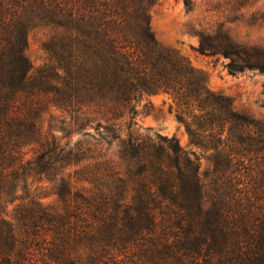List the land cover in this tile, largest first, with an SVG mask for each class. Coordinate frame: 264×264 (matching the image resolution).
<instances>
[{
    "label": "trees",
    "instance_id": "obj_1",
    "mask_svg": "<svg viewBox=\"0 0 264 264\" xmlns=\"http://www.w3.org/2000/svg\"><path fill=\"white\" fill-rule=\"evenodd\" d=\"M153 1L0 0V264H264V125L158 46ZM197 40L228 75H264V48L219 27ZM158 93L211 152L203 175L195 151L133 127Z\"/></svg>",
    "mask_w": 264,
    "mask_h": 264
},
{
    "label": "rangeland",
    "instance_id": "obj_2",
    "mask_svg": "<svg viewBox=\"0 0 264 264\" xmlns=\"http://www.w3.org/2000/svg\"><path fill=\"white\" fill-rule=\"evenodd\" d=\"M147 13L150 30L159 47L182 57L203 78L205 88L228 99L234 111L264 125V75L253 71L228 75L224 58L196 52L197 34L210 33L218 27L237 43L264 48V0H193L189 11L181 0H154ZM44 38L40 30L28 37L26 56L33 75L46 62L42 50ZM133 106L132 123L138 133L175 138L183 150L196 152L200 176L209 170L211 152L189 144L183 125L175 119V109L168 95L142 96ZM55 135L60 137L58 133ZM78 139L72 135L61 143H74Z\"/></svg>",
    "mask_w": 264,
    "mask_h": 264
}]
</instances>
